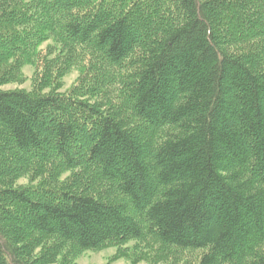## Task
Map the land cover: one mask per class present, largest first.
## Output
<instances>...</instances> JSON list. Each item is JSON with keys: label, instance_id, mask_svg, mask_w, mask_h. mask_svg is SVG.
Listing matches in <instances>:
<instances>
[{"label": "trees", "instance_id": "1", "mask_svg": "<svg viewBox=\"0 0 264 264\" xmlns=\"http://www.w3.org/2000/svg\"><path fill=\"white\" fill-rule=\"evenodd\" d=\"M131 239L264 264V0H0V264Z\"/></svg>", "mask_w": 264, "mask_h": 264}, {"label": "rangeland", "instance_id": "2", "mask_svg": "<svg viewBox=\"0 0 264 264\" xmlns=\"http://www.w3.org/2000/svg\"><path fill=\"white\" fill-rule=\"evenodd\" d=\"M46 46L47 43L42 47L46 48ZM39 69L38 65L36 67L26 66L22 70L24 81L8 83L3 85V88L31 90L34 87V73L36 70L39 71ZM78 75L79 72L77 69L69 73L64 79V85L61 91L68 90L77 80ZM20 183H27V181L21 180ZM136 245H138V241L131 239L120 246H110L98 250H85L75 257L71 264H190L196 261V251L181 250L170 246L162 251L159 243L150 251H142V248L137 249ZM141 246L144 247L143 244ZM141 252L144 253V256L140 255Z\"/></svg>", "mask_w": 264, "mask_h": 264}]
</instances>
